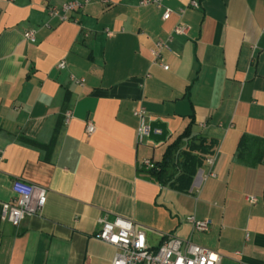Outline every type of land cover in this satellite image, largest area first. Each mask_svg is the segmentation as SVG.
Segmentation results:
<instances>
[{
    "label": "crops",
    "instance_id": "crops-1",
    "mask_svg": "<svg viewBox=\"0 0 264 264\" xmlns=\"http://www.w3.org/2000/svg\"><path fill=\"white\" fill-rule=\"evenodd\" d=\"M65 1L0 0V264H111L116 248L95 237L102 217L131 220L151 249L173 233L219 264H264V143L258 159L255 145L238 155L242 136L264 141V0H79L76 21L48 14ZM179 23L186 34H173ZM170 36L164 69L150 49ZM139 106L162 131L141 143ZM190 121L216 141L211 162L188 191L149 179L141 161H160ZM14 179L47 189L18 226L1 218Z\"/></svg>",
    "mask_w": 264,
    "mask_h": 264
},
{
    "label": "built area",
    "instance_id": "built-area-1",
    "mask_svg": "<svg viewBox=\"0 0 264 264\" xmlns=\"http://www.w3.org/2000/svg\"><path fill=\"white\" fill-rule=\"evenodd\" d=\"M163 0H140V5L154 4L157 7L162 6ZM85 1L67 0L60 6L48 5L46 7L51 17H56L60 21L72 19L71 13L83 9ZM188 7H198L197 0H190ZM184 11L183 8L178 10L179 13ZM172 10L165 7L162 18L167 19ZM76 21V19H72ZM188 26L185 23H179L173 28V34H186ZM111 34V32H107ZM24 37L33 41L35 38L33 30L24 32ZM167 39H157L150 49L154 61H158L164 69L168 65L161 63L160 56L162 50H169V41ZM58 68L65 67V61L61 60L57 64ZM77 82L81 83L82 79ZM133 115L137 118L138 123L135 131L137 143L143 142L151 134H161V129L152 127L148 121L147 111L144 107H135L132 110ZM72 114L70 110L63 113V122L67 124ZM85 130L88 134L95 131V126L91 120H87ZM211 162V158L205 159ZM155 163L151 159H144L140 167L144 169L153 168ZM12 198L2 203L1 218L18 226L25 217L39 214L46 202L47 189L44 186L14 179L11 183ZM250 202H254V197H247ZM187 221L191 224L192 231L205 232L210 227L208 220H199L193 216H188ZM99 228L95 237L99 240L112 244L115 248V254L111 264H219L220 255L206 247L198 245L191 241L190 238L182 239L173 233L163 235L160 244L151 249L147 243L145 234L142 230L135 227L134 223L122 217H115L111 220L102 217L98 219Z\"/></svg>",
    "mask_w": 264,
    "mask_h": 264
},
{
    "label": "trees",
    "instance_id": "trees-1",
    "mask_svg": "<svg viewBox=\"0 0 264 264\" xmlns=\"http://www.w3.org/2000/svg\"><path fill=\"white\" fill-rule=\"evenodd\" d=\"M186 140L185 147L181 148ZM264 143L257 137L242 136L238 143V155L242 158L249 156L251 145L256 146L255 154L251 161L261 157L262 150L259 146ZM216 141L203 136L191 134V121L184 130L166 147L162 159L155 161L153 168L141 171L160 185H169L181 191H188L193 177L201 167L205 158L214 154Z\"/></svg>",
    "mask_w": 264,
    "mask_h": 264
}]
</instances>
